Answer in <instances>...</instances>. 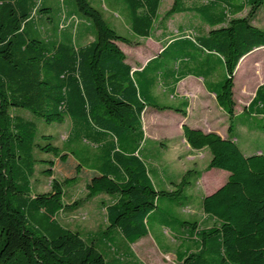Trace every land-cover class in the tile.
Returning <instances> with one entry per match:
<instances>
[{
	"label": "trees",
	"instance_id": "obj_1",
	"mask_svg": "<svg viewBox=\"0 0 264 264\" xmlns=\"http://www.w3.org/2000/svg\"><path fill=\"white\" fill-rule=\"evenodd\" d=\"M184 1L173 0L169 14L195 13L211 30L194 39L172 38L139 73L154 75L141 92L137 74L118 46L130 40L111 28L89 0H73L75 13L83 20L79 27L93 36L84 46L75 43L72 33L58 29V24L51 36H42L33 14L43 17L48 8L37 0H0V264H106L92 243L56 218L58 212L69 210L63 203V187L80 177L86 178L89 197L105 194L112 199L104 206L106 228L118 229L130 243L147 235L146 220L160 197H179L191 184L188 170L172 191L157 189L139 156L135 135L142 134L144 108L185 116L187 106L159 104L147 91L162 64L190 70L196 55L206 51L215 56L214 73L223 65L215 99L233 116L234 70L243 56L264 46V30L251 23L264 0H202L190 6ZM123 2L132 34L149 38L161 0ZM244 9V16H236ZM251 104L264 109V84L256 89ZM13 108L49 124L68 118L77 140L92 141L100 148V167L88 168L71 150H60L49 142L38 144L35 123L11 115ZM182 134L191 149H208L211 158L206 170L222 169L229 176L202 198V212L214 220L210 227L165 220L173 230L171 223L178 225L180 233L188 229L195 241L194 250L180 255L178 264H264V155L245 156L231 136L223 139L185 124ZM35 150L51 154L50 168L64 175L61 182L53 179L45 193L31 190Z\"/></svg>",
	"mask_w": 264,
	"mask_h": 264
},
{
	"label": "rangeland",
	"instance_id": "obj_2",
	"mask_svg": "<svg viewBox=\"0 0 264 264\" xmlns=\"http://www.w3.org/2000/svg\"><path fill=\"white\" fill-rule=\"evenodd\" d=\"M89 2L102 13L111 28L119 35L130 40L129 44L118 43L119 48L125 55V61L130 64H137L142 62L145 57L156 55L160 45L171 38H196L199 35L196 26H202L204 30V26L199 24L192 14H169L173 0H161L158 18L151 36L149 38H138L130 30L129 15L123 0H89ZM184 2L187 5H193L203 1L185 0ZM37 4L48 8V13L43 17L51 20L49 22L37 13L33 14L34 19H36L34 21L36 29L41 32L42 36H51L53 27L55 28L58 24V29L68 31L74 35V41L77 45L84 46L93 39L90 30L79 27L83 20L76 15L73 0H37ZM189 22L192 26L188 27ZM253 22L264 28V3L260 12L255 15ZM200 27L199 31L201 30ZM154 66L155 64H152L150 69ZM219 70L220 67L215 72L216 78H220ZM244 75L245 72L241 74V68L238 74L235 75L237 79L232 92H234L237 107L234 116H232V127L248 130L249 145L261 148V152L264 153V134L261 132L264 129V119L261 120L256 116L247 113L240 114L239 112L242 109V104L238 100L239 95L243 94L241 89L252 90L254 87L249 82L252 80H246ZM215 88L218 89L219 85H215ZM167 98L170 99L168 93L164 99L166 103L169 102ZM151 109L157 110L147 106L142 112V134L135 135L137 142L135 146L141 160L148 169L154 186L165 191L172 188L169 185L170 176L166 173L164 175L162 169H172L174 171L172 165L175 164V161L176 172H179V166L183 163L181 168L183 173L181 175L188 170H191L192 174L187 177L191 184L184 188L181 197L174 199L160 197L158 199L157 209L146 220L147 236L130 243L118 229H107L103 208L106 204L111 203L112 199L105 194L89 197L85 185L86 178L80 177L63 187V203L69 207V210L58 212L57 220L62 226L78 232L84 240L92 243L104 256L106 264H178L180 255L186 254L189 250H194L195 241L189 235L188 229L183 228L180 233L181 228L176 229L178 225L173 222L171 223L174 228L173 231L164 227L166 225L165 220L171 218V220H177L178 222L195 223L200 229L210 227L214 222L212 218L205 216L201 210L202 199L199 197L201 193L197 184L198 176L196 167L191 162L195 161L200 167L203 163L209 161L211 156L208 149L194 151V149L188 148L189 145L186 143L183 134H180L175 128L167 127V129L164 126L167 121L160 115H168L167 113L173 111L157 110L161 112L160 115H151L148 113ZM10 113L13 116H20L35 123L37 129L36 142L38 144L44 145L49 142L60 150H71L74 156L88 168L98 169L100 167L102 161L97 159L100 148L92 141H85L81 138L77 140L71 131V121L68 118L63 123L49 124L22 109L13 108ZM145 121H152V124L156 123L157 125L153 127L147 125L145 127ZM42 136H47L49 139L44 140ZM242 152L245 155H250L256 152V149H242ZM34 156L36 161L33 175L30 178L32 194L48 192L51 190L52 180L55 179L61 182L64 175L57 168H50L48 161L54 159L51 154L35 150ZM192 156L193 160L190 158ZM179 163L181 164L179 165ZM48 170L51 171L49 175L47 174ZM195 175L197 178H195Z\"/></svg>",
	"mask_w": 264,
	"mask_h": 264
},
{
	"label": "crops",
	"instance_id": "obj_3",
	"mask_svg": "<svg viewBox=\"0 0 264 264\" xmlns=\"http://www.w3.org/2000/svg\"><path fill=\"white\" fill-rule=\"evenodd\" d=\"M260 9L261 7L258 9L256 14L260 12ZM246 12L247 9H244L243 12L237 14L236 16L242 17L246 14ZM182 14H192L195 20H197L199 24L204 26V30L202 26L195 27L199 32L198 36H206L208 32L211 30V28L205 23H203L195 13L185 12ZM253 19L251 23L255 27L264 30V28L254 24ZM187 26L189 27L192 25L189 22ZM199 27L201 29L200 31H199ZM171 39L167 40L166 42H163V45H160V48L157 50L156 55H150L149 57H145L142 62H139L137 64L128 63L131 66V70L134 72V75L137 74L135 77L141 92L146 89L149 77H154V75H149L148 73L147 76L144 75L142 76L139 73L145 67L146 63L149 62L154 57H156L162 51V49L171 41ZM196 56L197 59L194 66L190 68L191 70L190 74H186L190 70L185 66L183 67L170 62L162 64V68H160V70L162 71H159L156 81L153 82V84L149 87L147 91L148 96H150V98H152L154 101H156L159 104L171 105L177 109H182V105L186 103L187 106L185 108V116H182L179 112H171V113H167L168 115L165 114L160 115L161 112L154 109H151V111H149L148 113H150L151 115L159 114L160 117L163 116L162 118L166 119L167 121L164 124V126L166 128L167 127L175 128V130H178L180 134H182V126L183 124H185L191 129L200 130L203 133H216L223 139H225L228 136H231L232 139L237 144L238 148L241 150V152L242 149L245 150L256 149V152L250 155L253 154L264 155V153H262L260 150L261 148L252 147L249 145L248 130L245 131L246 129H242L240 127L237 128L232 127V116H230L226 112V110L217 103L215 99V92H216L215 85L219 84L224 77L223 65L220 64V70H219L220 78H216L212 67L213 66L212 62L214 60L213 57L215 58V56L208 54V52L206 51H200V53L197 54ZM240 68H241V74L245 72L244 78L246 80H252L249 82H251L254 87L252 90L241 89V93L243 94L241 96L239 95L238 100L242 104V109L239 112L240 114L247 113L248 115L256 116L261 120H263L264 109L261 106V104H257L252 108V104L250 105V102L255 96L256 89L264 84V46L255 48L254 50H252L251 52H249L239 60L234 70V86L236 84L235 81L237 79L235 75L238 74ZM175 79H178V81L177 83L174 84L173 81ZM234 86H233V90H234ZM157 89H159L158 92ZM167 93L170 98V99L167 98V101H169L168 103L164 101ZM233 100L235 104L233 110V116H234L237 107V103L234 99V92H233ZM145 108H147V106ZM152 121L151 122L145 121V127H147V125L148 127L151 126L153 127L157 125L156 123L152 124ZM229 129H231V131ZM261 132L264 134V129L261 130ZM188 148L190 147L188 146ZM201 150L205 151V148L194 151H201ZM243 155L245 154L243 153ZM250 155H245V156H250ZM190 158L191 160L194 159L193 156ZM209 161L203 163L200 167L197 165V163H195V161H191L192 164H194L196 167L197 175L199 174L197 178V184L199 185L200 188L201 194L199 197L201 199L204 196L212 194L218 188H220L226 182L229 176V173L222 169L211 168L209 170H206L205 167ZM177 162H181V161H177ZM181 163H179V165ZM182 164L179 166L178 169L179 172L175 171L177 169L176 161L175 164L172 165L174 166L175 172L172 169H165V168L162 169L164 175L166 173L168 176H170L169 185L172 188L166 190L172 191L175 185L179 183V181L181 180V177L183 176L181 175L183 173V169H181ZM181 196L182 194L179 197ZM164 227L172 230V228L168 224L164 225Z\"/></svg>",
	"mask_w": 264,
	"mask_h": 264
}]
</instances>
